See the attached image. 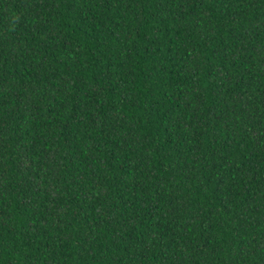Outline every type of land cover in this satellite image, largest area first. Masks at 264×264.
Instances as JSON below:
<instances>
[{"label":"trees","instance_id":"1","mask_svg":"<svg viewBox=\"0 0 264 264\" xmlns=\"http://www.w3.org/2000/svg\"><path fill=\"white\" fill-rule=\"evenodd\" d=\"M0 264H264V0H0Z\"/></svg>","mask_w":264,"mask_h":264}]
</instances>
